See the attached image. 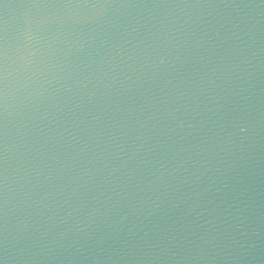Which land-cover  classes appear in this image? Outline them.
Here are the masks:
<instances>
[{"label":"water","instance_id":"1","mask_svg":"<svg viewBox=\"0 0 264 264\" xmlns=\"http://www.w3.org/2000/svg\"><path fill=\"white\" fill-rule=\"evenodd\" d=\"M0 264H264V0H0Z\"/></svg>","mask_w":264,"mask_h":264}]
</instances>
